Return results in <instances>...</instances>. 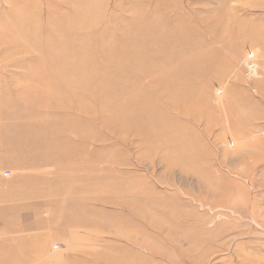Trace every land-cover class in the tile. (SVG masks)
Wrapping results in <instances>:
<instances>
[{"label": "rangeland", "instance_id": "rangeland-1", "mask_svg": "<svg viewBox=\"0 0 264 264\" xmlns=\"http://www.w3.org/2000/svg\"><path fill=\"white\" fill-rule=\"evenodd\" d=\"M0 20V264H264V0Z\"/></svg>", "mask_w": 264, "mask_h": 264}, {"label": "bare ground", "instance_id": "bare-ground-1", "mask_svg": "<svg viewBox=\"0 0 264 264\" xmlns=\"http://www.w3.org/2000/svg\"><path fill=\"white\" fill-rule=\"evenodd\" d=\"M4 15V14H3ZM5 25H6V20H0V27L1 26H3V27H5ZM4 29H6V28H4ZM8 42H7V39H6V34L4 35V33H2L1 34V36H0V58L3 60V61H6V59L8 58ZM4 66V65H3ZM249 71H250V74L252 75V76H254L255 75V72L253 71V69L251 68V67H249ZM248 70V69H247ZM249 74V75H250ZM68 75H65V76H61V78L63 79V78H65V77H67ZM206 109H207V111H209V113H211V111H213V110H209V107H207L206 106ZM213 113V112H212ZM232 114V113H231ZM228 115H229V113H228ZM233 115V114H232ZM234 116V115H233ZM231 118H233V117H231ZM251 141V140H250Z\"/></svg>", "mask_w": 264, "mask_h": 264}]
</instances>
